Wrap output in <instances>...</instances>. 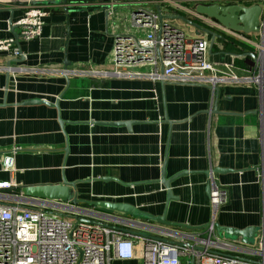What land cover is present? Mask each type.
I'll use <instances>...</instances> for the list:
<instances>
[{"label": "crops", "instance_id": "0c3cea01", "mask_svg": "<svg viewBox=\"0 0 264 264\" xmlns=\"http://www.w3.org/2000/svg\"><path fill=\"white\" fill-rule=\"evenodd\" d=\"M26 1L0 3V42L13 40L22 53L15 58L10 51H0L1 68L79 65L110 69L113 31L116 25H129L127 10L119 9L155 7L149 0H121L116 5L121 17L116 24L104 7H97L96 0H30L50 6L40 35L24 40L16 22ZM209 29L250 45L253 49L248 52L256 55V59L249 56L252 66L257 64L258 50L250 42L227 30ZM253 35L243 37L257 41ZM214 46L209 53L212 62L244 69L234 64V55L223 51L221 39L216 38ZM30 99L51 105L23 104ZM117 122H130L129 128L114 125ZM8 152L14 157L13 172L2 170ZM165 158L166 177L189 172L171 182L177 199L169 201L166 220L179 225L134 218L154 226H189V230H203L211 220L238 229L262 228L264 86L226 85L215 95L203 85L115 76H39L0 69V182L13 184L12 190L0 189V199L20 194V190L14 192L16 186L58 184L64 178L78 182L80 200L127 202L161 216L167 194L153 181L160 178ZM217 168L222 171L212 173ZM207 170L225 191V203L211 204ZM259 233L252 246L233 241L245 259L261 257Z\"/></svg>", "mask_w": 264, "mask_h": 264}, {"label": "built area", "instance_id": "2783aa9c", "mask_svg": "<svg viewBox=\"0 0 264 264\" xmlns=\"http://www.w3.org/2000/svg\"><path fill=\"white\" fill-rule=\"evenodd\" d=\"M9 1V0H4ZM30 1V0H29ZM16 24L20 37L31 40L40 35L49 4L29 2ZM121 0H96L119 24L116 11ZM154 8L139 6L132 10L129 25H116L110 69L60 67H3L8 72L28 75H62L98 77L115 76L151 82L203 85L256 84L264 86V41L255 42L243 36L258 50L252 70L236 69L233 64L218 65L210 60V38L195 34L194 28L159 20L156 7L163 15H183L206 28H224L195 11L192 0H149ZM2 3V0H0ZM250 4V3H249ZM248 4V5H249ZM116 15V16H114ZM120 17V18H119ZM122 22V21H121ZM232 33V32H231ZM235 36V33H232ZM0 51L17 58L22 55L13 40L0 42ZM2 170L15 171L14 157L8 152L2 159ZM210 202H226V193L208 177ZM1 181L0 189L12 187ZM2 196V195H1ZM0 202V264H264V221L258 244L261 256L255 260L240 255L235 242L216 234L211 220L203 230L154 226L134 216L103 210L94 206L40 198L3 195Z\"/></svg>", "mask_w": 264, "mask_h": 264}, {"label": "water", "instance_id": "95a60500", "mask_svg": "<svg viewBox=\"0 0 264 264\" xmlns=\"http://www.w3.org/2000/svg\"><path fill=\"white\" fill-rule=\"evenodd\" d=\"M192 1L197 2V5L195 6V11L198 14L203 15L208 19L214 20L219 25H221L224 28V30H227L235 34H239L240 36L257 34L260 33L262 29L264 32V4L263 5L260 4L259 2L260 0H256V2L249 5H241V4L219 5L213 2L215 0H192ZM206 2H211V3L207 4ZM156 10L158 13L159 20H162L166 17H168L171 20H178L193 27L195 34L199 35L203 33L209 36L210 52L213 48L215 39L224 38V36L219 34L218 32L203 27L199 23L193 21L192 19H188L183 15L177 14V15L166 16L160 12L158 7H156ZM246 54L256 59V55L254 53L247 52ZM9 64L10 62H8V65ZM208 88L210 89V87ZM212 89L214 90V94L217 95L218 88L213 87ZM39 103L51 105L43 99H30L23 102V104H39ZM56 106L57 104L54 105V107ZM114 125H125L127 126V128H129L130 122H117L114 123ZM165 165H166V158L164 159L161 168L160 178L158 180L153 181L156 183H160L165 188L167 194V204L161 216H154L148 212L140 210L136 206L127 202H120L114 200H96V201L80 200L77 197V192H76V185L78 182L77 181L69 182L64 178H62L61 182L58 184L46 183V184L21 185L16 187L18 188V190H20V194L23 197L55 200V201L69 202L72 204L79 203L83 205L94 206L96 208L103 210H109L117 213L141 217L151 221L159 222L163 225L178 226L179 224L172 223L166 220V213H167L169 201L177 199V197L172 194L171 182L182 175L189 174V172L180 171L170 177H166ZM221 171L222 169L217 168L214 169L212 173L221 172ZM205 173L207 174L208 177L210 176V174H212L210 173L209 170H207ZM101 179L116 180V178H111V177H102ZM117 181L122 184L134 185V183H124L119 180ZM9 189L12 190L13 187ZM206 190L208 195H210V184H207ZM213 225L215 227V231L217 235L229 239L231 241H239L241 244L249 245V246L255 244L257 235L261 229L260 227H256V226H247L242 229H238L229 226H222L216 221H213ZM206 226H208V223L203 227L205 228ZM184 228L191 229V227L189 226H184Z\"/></svg>", "mask_w": 264, "mask_h": 264}, {"label": "trees", "instance_id": "16d2710c", "mask_svg": "<svg viewBox=\"0 0 264 264\" xmlns=\"http://www.w3.org/2000/svg\"><path fill=\"white\" fill-rule=\"evenodd\" d=\"M221 41L223 44V51L234 55V64L236 66L247 70H252L254 68L252 66L250 57L247 55L244 56V54L253 49L252 47H250V45L241 40H238L237 38L227 35H224V38L221 39ZM213 48H216V46H214ZM14 192L19 193V190L16 189ZM126 263L128 264L129 262Z\"/></svg>", "mask_w": 264, "mask_h": 264}, {"label": "rangeland", "instance_id": "374dc122", "mask_svg": "<svg viewBox=\"0 0 264 264\" xmlns=\"http://www.w3.org/2000/svg\"><path fill=\"white\" fill-rule=\"evenodd\" d=\"M259 2L262 5L264 4V0H260ZM125 8H122V9H119V10L122 11V12H124L125 10H127V14L130 16V13H131V11L133 9L132 6H128L127 5V7H125ZM171 23L174 24V25L180 26V27L181 26L184 27L182 25L181 21H178V20H171ZM185 30H187V29L185 28ZM250 35H252V34H250ZM253 36L257 37V39L259 40V41L258 40L257 41L255 40L256 42H261L260 40L264 41V32H263V29L261 30L260 33L254 34ZM217 88H219V87H217Z\"/></svg>", "mask_w": 264, "mask_h": 264}, {"label": "flooded vegetation", "instance_id": "af4514ba", "mask_svg": "<svg viewBox=\"0 0 264 264\" xmlns=\"http://www.w3.org/2000/svg\"><path fill=\"white\" fill-rule=\"evenodd\" d=\"M216 4L219 5H229V4H241V5H248L249 3L252 4L255 2V0H215L213 1ZM212 2V3H213ZM207 4L211 3V2H206ZM197 5V4H196ZM212 20V19H211ZM213 22H215L214 20H212ZM217 23V22H216Z\"/></svg>", "mask_w": 264, "mask_h": 264}]
</instances>
